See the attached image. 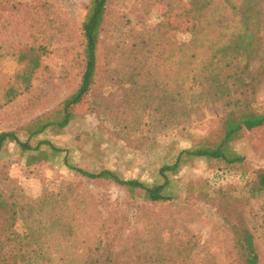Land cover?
Segmentation results:
<instances>
[{"label":"rangeland","instance_id":"1","mask_svg":"<svg viewBox=\"0 0 264 264\" xmlns=\"http://www.w3.org/2000/svg\"><path fill=\"white\" fill-rule=\"evenodd\" d=\"M89 1L0 0V132L14 131L33 147L24 150L8 142L0 152V192L19 212L15 229L22 237L26 228L33 230L32 249L38 246L47 253L46 264H85L88 256L110 252L120 255L121 263L131 264L138 241L144 253L159 248L160 264L204 262L202 256L190 254L196 245L207 264H235L228 223L216 207L188 190L196 179H210L221 170V163L183 156L179 169L168 172L173 199L156 205L143 202L140 190L132 195L115 182L82 177L66 166L68 160L93 172L109 168L124 178L152 183L161 179L160 168L175 163L182 150L217 132L224 111L220 104L202 106L185 118L172 102L166 106L147 99L141 85L132 87L117 73L131 66L130 53L137 47L143 50L146 38L155 42L159 38L156 56L188 40L191 0H110L99 49V79L92 93L75 107L76 119L67 127L48 126L32 134L40 129L37 119L48 120L45 117L60 108L81 82L82 25ZM237 23L238 18L227 11L223 33L231 34ZM25 44L46 47L42 66L27 90L22 79L26 67L15 58ZM174 60L159 61L163 74L167 71L173 77ZM249 79L254 106L262 112L264 61L252 62ZM149 94L156 97L159 90ZM42 141L63 150L54 154ZM234 148L252 167L263 168L264 128L255 130L252 139L237 141ZM41 152L44 161L30 164V157ZM216 180L223 191L245 201L247 221L264 264V196L252 198L241 181L230 176ZM155 241H159L157 247Z\"/></svg>","mask_w":264,"mask_h":264},{"label":"trees","instance_id":"2","mask_svg":"<svg viewBox=\"0 0 264 264\" xmlns=\"http://www.w3.org/2000/svg\"><path fill=\"white\" fill-rule=\"evenodd\" d=\"M109 2L110 0L89 1L82 25L84 71L81 82L60 108L45 117L48 120L37 119L36 126L38 124L39 130L32 131L34 123L29 126L32 134L40 133L48 126L58 130L67 127L76 119L75 107L92 93L99 79V49ZM227 11L238 18L237 26H234V31L229 35L223 33L227 25H222ZM187 15L192 21L188 40L177 42L174 47H166L164 53L159 51L156 56L154 51H158L159 38L156 42L146 38L143 50L137 47L130 53L131 66L127 70L118 69L117 73L124 82L131 83L132 87L141 85L140 91L147 99L155 98L159 104L166 106L172 102L179 108V115L185 118L202 106L220 104L224 111L217 132L199 138L192 149L182 150L175 163L165 164L160 168L161 179L152 183L139 178H124L109 168L93 172L68 160L66 166L82 177L115 182L132 195L140 190L143 202L156 205L173 199V195L169 193L172 182L168 172L179 169L183 156L217 161L223 166L220 167L221 170L214 172L210 179H196L188 190L194 198L216 207L228 223L234 237L235 264H262L260 248L247 221L245 201L223 191L216 179L217 176H230L233 180L241 181L252 198L264 196V167H252L245 156L237 153L234 148V143L245 137L252 139L255 130L264 128V111L260 112L254 106L255 92L251 89L252 79H249L252 62L264 61V0H191L188 2ZM156 35L161 34L156 31ZM172 47L173 51L169 50ZM167 49L169 52L163 59L162 54ZM45 54L46 47L42 45L36 47L25 44L17 49L15 58L26 67L22 73L25 90L31 87L32 78L41 68ZM173 57L177 71L172 77L167 71L163 74V65L159 61H167ZM154 89L159 90L158 96L147 95ZM8 142H16L24 150L33 148L28 142L20 140L14 131L0 132V152ZM42 143L48 144L54 154L63 150L50 141ZM43 156L45 153L41 152L30 157L29 163H41L44 161ZM18 215L14 203L0 192V264H46L50 260L47 253L38 246L36 250L32 249L35 244L33 230L26 228L27 232L22 237L15 229ZM24 221L27 226L31 224L27 217ZM158 242L155 241L156 247ZM140 244L138 241L133 246L131 264L162 262L163 254L159 248L148 249L144 253ZM195 250L190 254L202 256L204 260L198 264H207L202 248L196 245ZM85 264L123 263L120 255L110 252L96 257L88 256Z\"/></svg>","mask_w":264,"mask_h":264}]
</instances>
